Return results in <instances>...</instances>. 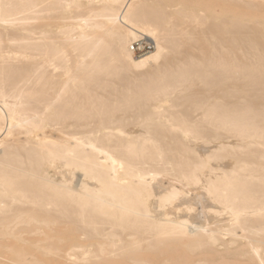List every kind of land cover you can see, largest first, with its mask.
<instances>
[{"label": "bare ground", "instance_id": "obj_1", "mask_svg": "<svg viewBox=\"0 0 264 264\" xmlns=\"http://www.w3.org/2000/svg\"><path fill=\"white\" fill-rule=\"evenodd\" d=\"M0 264H264V0H0Z\"/></svg>", "mask_w": 264, "mask_h": 264}, {"label": "built area", "instance_id": "obj_2", "mask_svg": "<svg viewBox=\"0 0 264 264\" xmlns=\"http://www.w3.org/2000/svg\"><path fill=\"white\" fill-rule=\"evenodd\" d=\"M150 40L143 38L133 44V48L135 49L138 55H143L152 49V44Z\"/></svg>", "mask_w": 264, "mask_h": 264}]
</instances>
